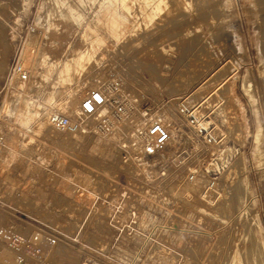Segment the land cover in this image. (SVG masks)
I'll use <instances>...</instances> for the list:
<instances>
[{
  "label": "rangeland",
  "instance_id": "374dc122",
  "mask_svg": "<svg viewBox=\"0 0 264 264\" xmlns=\"http://www.w3.org/2000/svg\"><path fill=\"white\" fill-rule=\"evenodd\" d=\"M22 1L0 0V38L8 43L13 36L0 49L1 122L9 135L0 150V252L8 253L13 235L29 248L17 251L21 256L9 252L7 264H251L255 239L264 243V0H174L151 28L127 26L134 33L116 48L102 36L111 51L88 66V90L100 89L110 104L133 105L144 119L172 113L169 126L181 132L172 154L147 172L132 162L133 131L143 114L115 118L110 109L106 130L95 118H84L85 130L66 141L28 135L14 124L6 109L14 92L7 80L27 32L32 30L34 51L43 49L49 60L81 49L79 35L88 36V13L81 25L57 17L45 26L41 0H28L26 9ZM222 86L230 89L224 122L213 115L219 107L212 103ZM66 96L56 103L80 108L84 98ZM184 99L201 107L198 119L207 133L181 115ZM64 116L77 120V114ZM207 134L214 141L204 140ZM10 148L17 153L11 160ZM154 194L169 201L164 225L174 237L160 239L151 231L150 242L126 241L132 239L133 211L138 220L140 201L150 202ZM242 207L248 214L239 222ZM193 208L215 214L202 216ZM54 247L64 259H51ZM36 249L39 255L32 253ZM261 254L258 264H264Z\"/></svg>",
  "mask_w": 264,
  "mask_h": 264
},
{
  "label": "bare ground",
  "instance_id": "6f19581e",
  "mask_svg": "<svg viewBox=\"0 0 264 264\" xmlns=\"http://www.w3.org/2000/svg\"><path fill=\"white\" fill-rule=\"evenodd\" d=\"M172 1L174 0H41L40 9H45L46 11L44 15V18L46 19L45 26H49L52 20L57 17H60L63 20H70L76 25H81L85 21L88 13V24H86L88 26V36L86 35V32H81L79 35V38L84 40L83 47L81 49H69L60 59L49 60L43 52V49L34 51L33 44L29 41L31 38L30 35H32V30L27 32V41L25 44L21 45L22 49H24L22 50L21 55L19 54L20 57L18 62L15 63L17 66L15 68H10L9 79L7 80V83H9L14 92L11 93L12 99L10 102L6 103L8 106L6 109L10 115H12L11 118H14V124L18 128L23 129L22 131H25L28 135L42 136L44 139L49 141H66V138L76 136L79 131L76 133H67L56 129L51 124L49 117L54 114L60 116H70V114L74 116L77 114V119L82 117V105L90 98L92 93H98L99 97L102 100H105L107 104L108 97L98 88H94L91 91L88 90V79L83 78L86 74L88 66H92L98 62L97 56L99 54H107L111 51L105 46L102 36H105L106 40H111L113 43L112 47L116 48L120 42L129 39L134 33L132 30H127V26L137 30L142 26L145 29L151 28L161 17V14L167 11L170 5H172ZM257 2H263V0H254L255 5ZM29 3L30 1L23 0L21 7L26 9ZM41 18L42 17L38 16L37 22H39ZM7 39L8 43L0 38V49H6V47H8L13 41V36L9 35ZM261 55L263 57L262 59H264V54L261 53ZM0 73L4 74L3 66H0ZM23 76H25V80H23ZM227 93H230V89L222 86L218 91H216L214 100L212 99V103L219 107L217 110H214L213 115L220 117L222 122H224V120L226 121L224 111L228 106L224 97ZM62 95H67V98L71 95L75 97L79 96L81 99L84 98V100L81 102L80 108H77L76 110V108L69 106L67 103H56V100ZM184 100H182L179 105V112L181 115L188 120V125L194 126L193 128H195L198 133H207L205 130L206 125L200 124L201 121L198 119L200 107L199 103L196 105L199 106L196 109L195 107H192L193 103H186L187 100ZM206 103L208 105L209 100L202 104V106L206 105ZM128 106L129 107H126L124 105V108L126 111L130 112V115L137 112L140 117L143 113L138 108H131L134 107L133 105ZM39 107H43L45 110L38 113L37 108ZM240 110L243 111L242 108ZM109 112L110 107L108 105L103 106L100 110V114L106 117L109 115ZM2 116L3 109H0V133L2 141L5 143L6 140L8 141L9 135L5 133V126H2ZM173 117L172 113L168 118V116H166L163 112L155 113L148 119H144L147 118V116L143 115L141 118L144 120H142L133 131V135L136 137V141H134L136 145L133 146V150L136 153L143 152L145 157L140 156L134 158L133 156L132 162L139 166L143 172H147L151 166L155 164V162L164 161L172 154L171 146L174 145V142L179 140L181 137L179 128H170L169 126L168 120L174 119ZM67 119L71 123L77 121L70 120V118ZM11 123H13V120ZM153 123L160 125L167 132L168 141L160 150L150 156L147 154V148L150 147L152 140L148 137V133L146 134V132L148 125ZM81 129V132L85 130V128H81L80 125L79 130ZM139 132L143 134V138L141 135L139 136ZM261 137V134L257 133L255 141L258 143ZM207 138L212 139V135L207 134V136L204 137V140L207 141ZM140 143L142 146L141 149H139ZM143 147L145 148V151H143ZM9 154L8 158L11 160L17 153L14 149L10 148ZM153 159L155 161L153 163L152 161L150 162V160ZM146 177L149 178L148 175H146ZM198 184L199 183L196 181L195 185L198 186ZM193 185L194 184L191 185V183L186 184L187 188L190 187L191 189L195 187V185L194 187ZM177 187L178 185L170 187L169 190L172 192L171 194H174ZM141 192L144 193V191ZM150 199V202L140 201L141 211L138 220L136 219L135 212L133 211L132 216L134 226L131 232L132 239L130 238V240H128L129 238H126V241L142 242L145 244L150 239L151 234L149 233H151V231L155 233L153 237L157 236L160 237V239H170L174 237L173 233L168 231L172 228H168L164 225L168 222L171 215L169 201L165 197H158L157 194H154L152 197L150 196ZM210 204L211 203L208 202V205ZM193 209L199 211V214L202 216H213L215 214L214 211L210 210H203L199 208ZM247 214L248 211L246 207H242L237 215L238 221H242ZM186 217L188 219H193L195 216L192 214H186ZM1 221L0 217V223ZM253 224L257 225V235L260 237L261 228L259 223H256V221L253 220ZM174 225L175 224H173V226ZM150 228L152 229L149 230ZM180 231L186 232L183 229ZM246 240L247 238L244 239V241ZM92 242H96V240H93ZM57 249L55 250V247L52 248L53 253L51 254V259L58 257L61 258V260L64 259L65 257H62L64 254L62 249ZM6 251L8 252L7 254L5 253L6 255L0 252V264H7L8 254L10 253L11 255H22L17 252L20 251V249H7ZM259 253H262L261 255L264 258L263 240L256 238L253 250L251 251V264H258L257 257ZM14 262V264L17 263L15 259ZM230 264L241 263L234 259Z\"/></svg>",
  "mask_w": 264,
  "mask_h": 264
},
{
  "label": "built area",
  "instance_id": "2783aa9c",
  "mask_svg": "<svg viewBox=\"0 0 264 264\" xmlns=\"http://www.w3.org/2000/svg\"><path fill=\"white\" fill-rule=\"evenodd\" d=\"M16 66H17V64L16 65L14 64L13 68H15ZM22 78H23V80L26 79L25 76H23ZM105 105L106 106L108 105L110 107L111 112H112V114L114 115L115 118L116 117L117 118H120V117L122 118L127 113H130V112L125 110L123 105L122 106L118 105V104L113 105V104H110L108 101H107V104H106L105 100H102L99 97L98 93L97 94H93L92 93L90 98L87 99L83 103L82 108H81V116L82 117H79L77 119V121L71 123L66 117H64L62 115L60 116V115H57V114L51 115L49 117V120H50L51 124L56 129H59L61 131H65L67 133H76L80 129V122L84 118L92 117V118H95L96 120H98V122H99V125H98L99 130H106L109 127L108 118L106 116H102L100 114V110ZM97 112H98V114H97ZM111 112H110V114H111ZM141 112H143V111H141ZM142 114L144 116H147L144 113H142ZM146 134L152 140V142L150 144V147L147 148V154L150 155V156L154 155L168 141L167 132L158 124H154V123L151 124V125L149 124ZM140 135L143 138V134L141 132H139V136ZM4 146H5V143L2 141V136H1V133H0V150L3 149ZM141 147L142 146H141V143H140L139 149H141ZM143 151H145L144 147H143ZM140 156L145 157L143 152H137V153L135 152L134 158H137V157H140ZM34 241H38L37 237H34ZM49 242L52 245V244H55L56 241H55V239L52 238V239H50ZM27 244H28L27 241L24 238H22L21 236L13 235L9 239L7 245H8V247L10 249H13V250H19L20 249V250H22L23 248L24 249H29V248H27L28 247ZM32 253L35 254V255H39L40 251L38 249H36V250H32Z\"/></svg>",
  "mask_w": 264,
  "mask_h": 264
}]
</instances>
